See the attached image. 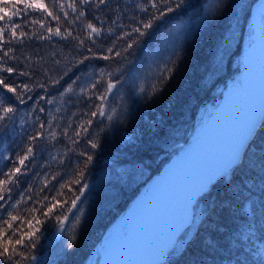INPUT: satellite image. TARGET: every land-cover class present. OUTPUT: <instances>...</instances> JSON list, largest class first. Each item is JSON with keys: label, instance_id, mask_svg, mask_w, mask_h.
<instances>
[{"label": "trees", "instance_id": "16d2710c", "mask_svg": "<svg viewBox=\"0 0 264 264\" xmlns=\"http://www.w3.org/2000/svg\"><path fill=\"white\" fill-rule=\"evenodd\" d=\"M254 1L223 0L216 10V16L205 21V12L219 0H186L181 9L157 21L155 34L145 37L140 47L133 50L129 67L135 74V82L131 86L118 85L120 95H115L114 90L115 99L109 97L106 112L112 114V108L116 109L113 121L108 122L97 116L88 130V135L98 140L100 147L91 149L86 143V136L75 146L70 144L67 137L61 136L58 142L49 144L45 152L37 150L36 165L28 173L32 179H23L19 185V189H26L29 183L33 185V200L42 199L45 195L51 197L56 193L59 184L66 178L65 169L71 175L76 162L86 158L80 157L79 152H88L94 159L86 170L84 182L88 184V188L80 196L77 208L72 209L68 220L63 223L58 224L54 219L44 222L37 234V247L28 250L37 257L30 264H84L115 217L124 210L148 179L159 172L180 147L189 141V131L199 104L219 86L225 85V79L233 75L239 66L232 63L231 55L242 51L244 31ZM45 2L51 7L50 0ZM144 2L145 0H109V5L100 10L94 6L87 9V19L91 20L94 15H98L107 21L116 14L108 9L119 4L123 22L129 23L127 18L130 16L143 18L146 15L134 8L135 4ZM238 6L241 12L236 11ZM54 11L58 12L59 9ZM67 11L71 19L74 14L71 9ZM32 15L38 17L40 14ZM93 22L95 23L94 20ZM51 23L53 27L56 24L55 21ZM65 26L66 22L62 24V31ZM73 27L80 30L81 26L77 24ZM24 30L30 31L27 28ZM80 34L83 36L84 32L81 31ZM74 44V41L54 38L52 42L31 40L24 45L12 44L11 47L17 49L18 56L21 49L31 52L39 47L45 52L50 51V45L66 56L75 55L76 52L90 55L84 49L74 50ZM108 46L109 38H100L94 50L102 54ZM172 61L176 62V70L172 79L163 86L162 92L151 98L139 92V88L144 87L150 93V85L156 82H145L148 75L145 70L158 69L157 74L166 64L171 67ZM16 63L9 61V65ZM85 64L97 70L105 68L112 71L116 67L115 61L102 59H92ZM80 68H84V65ZM19 70H23L22 67ZM76 72L77 69H73V73L69 75ZM24 82L29 81L24 77L15 79L16 84ZM0 94L12 96L6 90H0ZM36 94L30 93L34 98ZM49 94L57 96V103L45 105L46 111L61 118L54 122L60 128L71 124L69 136H72L80 120L87 119L82 114L94 108L83 97H72L65 104L59 103L60 98L55 88H50ZM13 102L19 108L16 133L7 130L0 132V155H11L18 151L17 145L22 142L21 137L31 131V121L34 119V116L30 117L29 123L21 126L19 119L30 110L32 101L20 105L18 101L5 100V103ZM41 104L44 102L41 101ZM56 107L61 108L59 113L52 111ZM40 116L45 118L46 114L40 113ZM22 128L27 131H22ZM5 146H8L7 150L2 149ZM69 148L75 150L68 151ZM53 156L57 159L53 160ZM60 160L63 163H58ZM241 160L238 167L233 166L227 174L210 184L205 192L209 199L207 210L180 254L169 255L167 261L171 264H264V126L258 125L243 150ZM0 166L7 170L11 165L7 160H0ZM57 172L61 176L57 180H51V176ZM44 176H48L51 182L36 196L35 193L43 187L41 181ZM79 188L80 185L73 184L71 189H64V195L57 199L71 201L75 194H79ZM19 189L14 188L12 192L13 202L18 198ZM32 203L29 200L22 204L21 211L14 214L29 216L23 209L30 208ZM65 207H70V204ZM36 215L41 220L44 219L39 212ZM71 235H75L76 240L74 246L69 248ZM255 249L258 251L254 252L253 261Z\"/></svg>", "mask_w": 264, "mask_h": 264}, {"label": "snow or ice", "instance_id": "6c2138e0", "mask_svg": "<svg viewBox=\"0 0 264 264\" xmlns=\"http://www.w3.org/2000/svg\"><path fill=\"white\" fill-rule=\"evenodd\" d=\"M185 3L186 0H145L144 3L135 4L134 8H138L141 13L146 15L143 18L136 15L130 16L127 18L130 22L125 23L119 4L115 8L108 9L116 14L109 17L107 21L98 15H94L91 20L87 19L89 15L87 9L94 6L100 10L109 5V0H50L51 7L45 0H0V90H6L7 93L12 94L11 97L0 94V132L7 130L16 133L19 108L15 106L14 102L5 103V100L18 101L20 105L32 101V104L29 105L30 110L24 114L23 118L19 119L21 126L27 125L29 118L34 116L31 121V131L22 128V131H27V134L21 137L22 142L17 145L18 151L11 155H0V160H7L11 165L7 170L4 166H0V177H3L0 179V202H2L0 203V209H2L0 211V264H26V262L30 264L31 261H35L37 257L30 254L28 250L37 247L39 239L37 234L44 222L48 219H54L58 224L67 221L69 213L72 209L77 208L80 196L88 188V184L84 182L85 174L94 157L88 152L81 151L78 155L86 158L76 162L71 175H68V169H65L66 178L63 183L59 184L56 193L51 197L45 195L42 199L33 200V195H31L33 185L29 183L26 189H19V185L23 179H32L28 173L36 165L37 150L41 153L45 152L48 145L58 142L61 136L67 137L73 146L86 136L88 137L86 143L90 145V148L98 149L100 147L98 140L91 138L88 135V130L97 116L108 122L113 121L116 109L112 108V114L106 112L109 97L115 99L114 90H116L115 95H120L118 85L121 87L131 86L134 82L135 74L129 67L131 63L129 58L133 54V50L140 47L145 37L155 34L157 21L169 13L181 9ZM222 3L223 0H219L217 4L209 6L208 11L204 14V20L207 21L209 17H215L216 10ZM54 9H59V11L55 12ZM67 9H71L74 14L71 19H69ZM33 13L40 15L33 17ZM17 18L19 22H17ZM51 21L56 22L54 27ZM64 22L67 23V26L62 31ZM77 24L81 26L80 30L73 27ZM25 28L30 31L24 30ZM81 31L84 32L83 36L80 34ZM104 37L109 38L110 46L105 48L101 54L94 49L97 46V40ZM54 38H59L60 41H74V50L84 49L90 55L76 52L75 55L66 56L50 45V51L45 52L39 47L31 52L21 49L18 56L16 55L17 49L11 47L12 44L24 45L31 40L52 42ZM86 42H90V44ZM92 59L115 61L116 67L112 71L105 68L97 70L85 64L86 61ZM9 61L17 63L9 65ZM171 63V67L166 64L163 70L153 78L156 82L150 85V93L146 92L144 87H140L139 92L149 98L162 92L163 86L172 79V74L176 70V62L172 61ZM81 65H84V68H80ZM21 67L23 70H19ZM73 69H77V72L70 76ZM21 77L27 78L29 82L16 84L15 79ZM66 77L68 79H65ZM50 88L56 89L61 104L69 102L72 97H83L94 108V110L82 114L87 119L80 120L77 128L73 130L72 136H69L71 124L60 128V125L54 122L61 118L46 111L45 105L51 106L57 103V96L49 94ZM30 93L37 94L34 98ZM41 101L44 102L43 105ZM95 101H99V103H95ZM52 111L59 113L61 108L56 107ZM37 113H45L46 116L41 118ZM259 124L264 126V120ZM256 127L255 122L250 123L243 136L234 145L230 154L229 167H238L239 163H242L241 150L245 148V141L252 135ZM74 150V148L68 149V151ZM65 157L67 158V152ZM52 159L56 160L57 157L53 156ZM58 163H63V160ZM69 164H71L70 159ZM44 167H48V165H44ZM59 176L61 173L57 172L51 176V180H57ZM50 182L48 176H44L41 181L43 187L35 195L39 196V193L47 188ZM73 184L80 185L79 194H75L71 201L57 199L64 195V189H71ZM14 188L19 189V193L18 198L13 202ZM29 200L33 201L31 207L23 209L25 213L30 214L29 216L14 214L19 213L21 205L26 204ZM69 204L70 207H65ZM57 209L60 211L57 212ZM38 212L44 217L43 220L36 215ZM76 223L78 224L79 220ZM75 240V235H71L68 243L69 248L74 246ZM174 244L175 240L172 241L170 247L160 249L159 254L163 257L170 249H173ZM255 251L258 249L253 251V261L255 260ZM159 264H163V260Z\"/></svg>", "mask_w": 264, "mask_h": 264}, {"label": "bare ground", "instance_id": "6f19581e", "mask_svg": "<svg viewBox=\"0 0 264 264\" xmlns=\"http://www.w3.org/2000/svg\"><path fill=\"white\" fill-rule=\"evenodd\" d=\"M262 12L263 7L255 9L253 25L261 20ZM259 30L260 62L258 67L252 65L248 77H244L247 89L237 97L240 101L236 95L241 91L242 80L239 86L227 91L226 98L231 100L222 115L220 109L215 108L200 136L184 153L164 166L159 171L163 175L152 179L137 201L118 218L110 235L99 246L100 264L159 263L167 255L162 257L159 250L170 247L183 232L195 200L213 179L227 170L234 145L248 125L257 124L264 114V23ZM254 57L248 45L247 61L250 58L252 63ZM220 115V120L223 119L220 127L209 133L202 146L197 147L196 141L208 129L210 119L213 121ZM125 225L128 227L126 234L123 231Z\"/></svg>", "mask_w": 264, "mask_h": 264}, {"label": "rangeland", "instance_id": "374dc122", "mask_svg": "<svg viewBox=\"0 0 264 264\" xmlns=\"http://www.w3.org/2000/svg\"><path fill=\"white\" fill-rule=\"evenodd\" d=\"M226 1L230 2L231 0H226ZM236 11L241 12V8L239 6L236 7ZM250 11H251V9H250ZM250 11H249V16H250ZM249 16H248V24L246 25L245 31H244V41H243V45H242V51L240 53H238V51H236L237 53H232L233 55H231L233 57L232 63L233 64L236 63L237 65H239L238 66L239 69L237 67L235 69L233 75H231L227 80L225 79V81H227L225 83V85L219 86L213 92L212 95H210L205 101H203V102H201L199 104L198 111H197V113L195 115L194 121L192 123V127H191V129L189 131V133H190L189 141L185 142L180 147V150L176 154H174L172 156V158L164 166H167L174 158H176L177 156H179L180 154H182V153H184L186 151V149L189 147V145H191L194 142V140H196L200 136V133L203 132V129L206 126L209 118L212 116L216 106L227 95V91L230 88H233L235 86H239L240 85V82H241V71H242V67H243V54L245 52V47H247L248 45L251 44V42L253 40V36H254L253 35L254 34L253 29H252L251 25L249 24ZM156 70H158V69H151V70H145L144 71V72H146L148 74L147 77H146V81H145L146 83L150 82L151 80H154L153 78L159 74V72L156 74ZM39 115H40V113H39ZM263 119H264V114H263V117L259 120V122L262 121ZM3 148L7 150L8 146L2 147V149ZM232 167H229L227 170L223 171L220 175H218L215 179H213L211 181V183L214 182L215 180H217L218 178H220L222 175L227 174L231 170ZM210 184L208 185V188H209ZM208 188H206L201 193V195H199L198 198L195 200L194 205H193L192 217H191L190 220H188L189 223L184 227L183 232L180 233V235L176 238L173 249H170L169 252L167 253V255L163 258V264H171V262L169 260L167 261L169 255L170 256L179 255L180 252L182 251V249L184 248L185 243L191 238V236L195 232V229L197 227V223L200 221L202 216L205 214V212L207 210L206 208L209 205V199L205 195V192L207 191ZM99 219H101V218H99ZM123 231H124L125 234L128 232L127 225H125L123 227ZM99 240H98V242H99ZM98 242L96 243V245L93 248L92 252L90 253L89 257L85 260L84 264H99V251L97 249ZM173 257H171V259H173ZM157 264H159V263H157Z\"/></svg>", "mask_w": 264, "mask_h": 264}, {"label": "water", "instance_id": "95a60500", "mask_svg": "<svg viewBox=\"0 0 264 264\" xmlns=\"http://www.w3.org/2000/svg\"><path fill=\"white\" fill-rule=\"evenodd\" d=\"M263 7V12H262V18H261V20L260 21H258V23L256 24V25H253L252 24V16H253V14H254V12H255V9L257 8V7ZM263 23H264V0H255L254 1V3H253V5H252V7H251V11H250V16H249V24L251 25V27H252V29H253V32H254V36H253V40H252V42H251V44H250V48H251V50L253 51V53H254V60H253V62L252 63H250L249 62V59L250 58H248V61H247V58H246V54H247V48H248V46L247 47H245V52H244V54H243V67H242V71H241V80H242V87H241V91H240V93L239 94H237L236 95V99H237V101H240V99H238L237 97H241L242 96V94L243 93H245V91H246V89H247V85H246V83H245V81H244V77L247 75V77H248V73H249V70H250V68H251V66L253 65V66H255V67H258V65H259V62H260V58H261V54H262V52H261V50L259 49V35H260V30H259V28H261V26H263ZM259 24V25H258ZM231 100V98H226V96L222 99V101L217 105V109L219 108L220 109V114L222 115V113L226 110V107H227V103H228V101H230ZM221 115H220V117H218V118H215L213 121H211V119H210V121H209V126H208V129L205 131V133H204V135L201 137V138H199L197 141H196V146L198 147V146H202V144L204 143V139L206 138V136L207 135H209V133H213L218 127H220V125H221V123L223 122V119L222 120H220V118H221ZM211 122V123H210ZM258 126V125H257ZM256 129V128H255ZM255 129H254V131H255ZM254 131H253V133H254ZM253 133H252V135H253ZM251 138V137H250ZM249 141V140H248ZM248 143V142H247ZM246 143V144H247ZM246 144H245V146H246ZM243 150H244V148L242 149V151H241V154H242V152H243ZM188 168H191V165L188 167ZM160 175H163V173H160V172H158V173H155L154 175H152L151 177H150V179L145 183V185L140 189V191H139V193L135 196V197H133V199L129 202V204L127 205V207L115 218V220L108 226V228L105 230V232L103 233V235H102V237H101V239L99 240V242H98V244H97V249H99V246H100V244H101V242L108 236V235H110V232H111V230H112V228H113V226L115 225V223L117 222V220H118V218L120 217V216H122L124 213H125V211L130 207V206H132L136 201H137V199L139 198V196L141 195V193L143 192V190H144V188H145V186L148 184V183H150L151 182V180L152 179H154L155 177H158V176H160ZM192 213H193V209H192V212H191V214L187 217L188 218V220H190L191 219V217H192ZM99 251V250H98ZM101 262L99 261V264H100Z\"/></svg>", "mask_w": 264, "mask_h": 264}]
</instances>
